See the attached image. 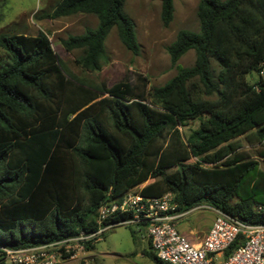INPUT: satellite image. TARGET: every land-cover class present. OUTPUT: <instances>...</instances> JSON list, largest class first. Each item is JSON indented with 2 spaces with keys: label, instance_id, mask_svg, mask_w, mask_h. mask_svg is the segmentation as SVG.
Segmentation results:
<instances>
[{
  "label": "trees",
  "instance_id": "1",
  "mask_svg": "<svg viewBox=\"0 0 264 264\" xmlns=\"http://www.w3.org/2000/svg\"><path fill=\"white\" fill-rule=\"evenodd\" d=\"M125 1L60 0L41 18L95 15V29L62 46L80 50L75 63L98 73L109 61L105 40L113 28L124 48L139 54ZM156 1L167 27L175 0ZM196 15L199 30H179L167 48L177 73L145 99L126 81L106 87L78 77L42 32L0 34V264L3 248L95 232L98 208L133 190L171 195L178 214L205 205L264 223V0H200ZM188 51L194 62L180 67ZM252 72L258 80L249 83ZM194 120L198 127L184 136L179 128ZM129 218L119 214L103 225ZM136 228L132 236H144ZM147 241L143 256L165 264Z\"/></svg>",
  "mask_w": 264,
  "mask_h": 264
},
{
  "label": "rangeland",
  "instance_id": "2",
  "mask_svg": "<svg viewBox=\"0 0 264 264\" xmlns=\"http://www.w3.org/2000/svg\"><path fill=\"white\" fill-rule=\"evenodd\" d=\"M60 0H0V34H24L36 36L44 33L51 46L65 66L75 75L92 84H103L106 87L119 81H126L133 88L134 97H147L154 87H159L169 81L177 73L176 67L170 63L167 48L174 41L181 29L193 32L199 30L196 15L200 0H175L173 19L167 27L160 19V2L156 0H126L125 13L132 19L140 47L137 56L132 55L120 43L117 32L110 30L105 40V50L108 63L102 65L98 73L83 71L76 63L81 55L80 50L65 51L62 41L69 36H79L86 30H93L98 25V19L92 14H75L57 19L41 18L44 13H50ZM225 1V0H222ZM6 60L0 49V62ZM194 62V52L188 51L178 61L180 67H190ZM258 75L254 72L246 76V81L254 83ZM197 120L189 121L180 127L185 136L198 127ZM243 149L250 151L254 158V149L247 145L243 138ZM140 187L136 188L137 190ZM203 211V210H199ZM196 213V212H194ZM208 214L207 211L201 212ZM189 216L188 219L193 218ZM131 227V228H130ZM116 226L104 233L102 240L93 244L90 251L80 253L76 259L61 261L59 264H154L143 256L147 249L146 235L137 232L132 236L130 229L136 226Z\"/></svg>",
  "mask_w": 264,
  "mask_h": 264
},
{
  "label": "built area",
  "instance_id": "3",
  "mask_svg": "<svg viewBox=\"0 0 264 264\" xmlns=\"http://www.w3.org/2000/svg\"><path fill=\"white\" fill-rule=\"evenodd\" d=\"M259 74L264 79V65ZM176 207L169 194L144 197L135 190L129 191L120 201L106 202L98 208L95 232L82 230L74 237L41 245L3 248L4 264H59L74 260L85 251L86 244L99 242L104 233L120 225L143 227L151 249L165 264H264V223H247L214 209L207 234L194 243L179 232L176 222L182 214L175 212ZM119 214H130V218L103 225ZM240 235L242 244L226 256Z\"/></svg>",
  "mask_w": 264,
  "mask_h": 264
},
{
  "label": "crops",
  "instance_id": "4",
  "mask_svg": "<svg viewBox=\"0 0 264 264\" xmlns=\"http://www.w3.org/2000/svg\"><path fill=\"white\" fill-rule=\"evenodd\" d=\"M205 211H207L208 214L201 213ZM190 213H192L191 215L193 216V218L188 219L190 215L185 217L187 214ZM214 216V209L205 205H201L195 209L183 213L181 217L177 219V228L179 232L186 238H188L191 242L197 243L201 241L207 234V231L212 225ZM145 238L147 241V237Z\"/></svg>",
  "mask_w": 264,
  "mask_h": 264
}]
</instances>
